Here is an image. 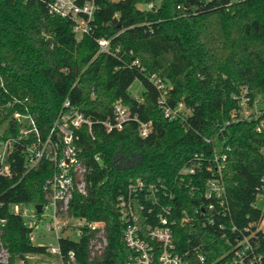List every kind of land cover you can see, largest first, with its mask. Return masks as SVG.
Wrapping results in <instances>:
<instances>
[{"label":"trees","instance_id":"16d2710c","mask_svg":"<svg viewBox=\"0 0 264 264\" xmlns=\"http://www.w3.org/2000/svg\"><path fill=\"white\" fill-rule=\"evenodd\" d=\"M150 1L159 2L154 10L138 7ZM98 3L92 33L79 40L74 20L52 13L50 0H0V75L8 90L0 102L11 95L28 98L26 105L43 134L67 98L94 121L91 129L82 125L75 131L89 168L88 192L74 193L68 213L104 221V237L85 226L79 240L62 236V260L73 264L69 253L74 251L77 264H125L124 226L116 204L127 184L137 178L173 183L180 169L193 163H202V175L208 177L206 166L214 151L227 145L223 173L230 208L227 219L217 217L214 226L177 227L180 249L200 247L207 255L206 264H221L220 257L226 251L234 256L240 241L264 217V131L257 130L264 106L257 118L254 114L244 118L240 106L243 92L250 98L249 107L264 96V0ZM100 38L112 40L113 53H99ZM152 75L170 84L167 104L184 102L190 111L169 119ZM136 80L144 85L141 100L130 91ZM118 101L140 120L152 123L147 137L140 135L137 121L127 122L121 130L105 128L102 121L113 116ZM23 161L19 156L12 177L0 175V219H6L2 240L10 253L9 261L0 264L20 260L30 264L23 256L48 253L46 245L30 240V228L11 205L43 203V184L53 166L43 161L26 171ZM183 195L188 197V192ZM259 195L263 207L257 204ZM220 222L234 227L227 229L231 243L225 241ZM252 240L264 263V231ZM98 242L104 247L96 248Z\"/></svg>","mask_w":264,"mask_h":264},{"label":"built area","instance_id":"2783aa9c","mask_svg":"<svg viewBox=\"0 0 264 264\" xmlns=\"http://www.w3.org/2000/svg\"><path fill=\"white\" fill-rule=\"evenodd\" d=\"M158 4V1H150L141 3L138 7L142 10H154ZM98 8V0H50L52 13L71 17L74 20V32L79 40L92 33ZM98 44L99 53L114 52L111 39L100 38ZM151 80L160 90L159 103L169 119H176L190 111L186 109L184 102H179L175 107L167 104L171 86L155 75L151 76ZM0 84L3 91L0 92L2 98V94H7L8 90L1 75ZM135 98L141 100L139 96ZM249 100L246 92H243L240 106L244 118L250 117L247 113ZM27 101L28 98L11 95V98L0 102V175L6 178L12 177L14 164L17 167L19 156L24 158L23 166L26 171L38 167L43 161L52 164L53 173L43 184L45 200L41 203V210L39 211L36 208L37 204H34L29 211L21 203L12 204L11 210L23 216L24 224L30 228L29 238L32 242L36 231L41 228L40 220L48 216L46 212H52L54 223L48 224L47 228L55 231L56 236L59 237V245L50 242L46 248L49 253L59 254L62 258L60 245L62 237L60 232L63 231L62 215L68 213L69 203L75 192L83 195L88 192L86 175L89 168L81 156L82 148L76 144L75 131L82 125H88L91 129L94 121L72 106L67 98L54 124L46 134H43L35 113L26 105ZM260 114L261 112L258 111L256 118ZM129 121L139 123L142 137H147L152 131L150 121L140 120L138 115L133 114L121 101L114 104L113 116L102 123L108 131H113L123 129ZM12 130L13 133L9 134ZM257 130L264 131V118L259 120ZM229 150L230 147L227 145H219L216 148L206 166V171L210 173L208 177L202 175V163H193L182 167L173 183L163 179L148 181L137 178L127 184L125 192L118 196L116 204L120 222L124 226L123 239L127 249L125 264H206L207 255L200 247L185 250L179 248L177 227L189 224L214 226L217 217L227 219L230 208L223 173ZM95 158L100 160L99 155ZM184 192H188V197L183 195ZM2 205L0 199V207ZM5 223L6 219H0L1 226ZM83 226L104 237V221L86 220ZM219 226L225 230V241L231 243V232L227 229L233 231L234 227L228 226L226 222H220ZM260 230L264 231V217L257 223V229L240 241L234 256H230L231 252L226 251L220 257L221 264H264L262 255L256 253L252 240L257 238ZM1 231L0 249L5 247ZM187 241L190 243L191 239ZM104 242L106 244L105 238ZM103 247L101 242L96 245V248ZM9 257L0 255V263L8 262ZM69 258L73 264H77L74 251L69 253Z\"/></svg>","mask_w":264,"mask_h":264},{"label":"rangeland","instance_id":"374dc122","mask_svg":"<svg viewBox=\"0 0 264 264\" xmlns=\"http://www.w3.org/2000/svg\"><path fill=\"white\" fill-rule=\"evenodd\" d=\"M170 85V84H169ZM131 93L136 97H143L144 92V85L140 80H136L133 85L130 88ZM264 106V96L260 98V101L258 104H256L253 107L247 108V113L249 115L258 113V111H261V108ZM263 197L261 195L258 196L257 204L259 206L262 205ZM34 206V203H25L23 204L24 208H28L29 211L32 210V207ZM48 216H44L40 220V229L36 231L35 239L33 240V243L36 245H48L50 242H52L54 245H59V237L56 236L54 230H49L47 228V225L50 223H54L53 213L52 212H46ZM62 229L63 227H66L65 232H60L62 236H69L72 239L79 240L81 236V227L86 224V219L80 218V217H74L71 216L69 213H64L62 215ZM60 221V223H61ZM2 230V231H1ZM0 231L3 232L2 226H0ZM2 238V234H1ZM3 253V254H1ZM0 255L2 257H9L10 253L7 251V247H2L0 249ZM28 260L30 264H63L62 258L59 254H51V253H44V254H28L26 256H23ZM17 264H24L22 260L18 261Z\"/></svg>","mask_w":264,"mask_h":264},{"label":"water","instance_id":"95a60500","mask_svg":"<svg viewBox=\"0 0 264 264\" xmlns=\"http://www.w3.org/2000/svg\"><path fill=\"white\" fill-rule=\"evenodd\" d=\"M36 208L40 211L41 208H42V204L41 203L40 204H37Z\"/></svg>","mask_w":264,"mask_h":264}]
</instances>
